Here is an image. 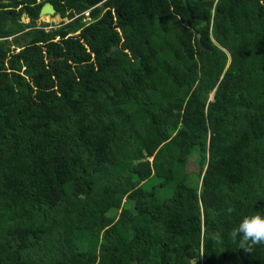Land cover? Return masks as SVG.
Returning a JSON list of instances; mask_svg holds the SVG:
<instances>
[{
    "label": "trees",
    "instance_id": "1",
    "mask_svg": "<svg viewBox=\"0 0 264 264\" xmlns=\"http://www.w3.org/2000/svg\"><path fill=\"white\" fill-rule=\"evenodd\" d=\"M45 3L0 43V264H264L229 237L264 215V0H13L0 40Z\"/></svg>",
    "mask_w": 264,
    "mask_h": 264
},
{
    "label": "clouds",
    "instance_id": "2",
    "mask_svg": "<svg viewBox=\"0 0 264 264\" xmlns=\"http://www.w3.org/2000/svg\"><path fill=\"white\" fill-rule=\"evenodd\" d=\"M227 211L231 214L233 209L229 208ZM229 237L234 243L239 238V247L245 252H251L257 245H264V215L256 212L243 216L240 222L232 228Z\"/></svg>",
    "mask_w": 264,
    "mask_h": 264
},
{
    "label": "rangeland",
    "instance_id": "3",
    "mask_svg": "<svg viewBox=\"0 0 264 264\" xmlns=\"http://www.w3.org/2000/svg\"><path fill=\"white\" fill-rule=\"evenodd\" d=\"M23 22H27V18L23 17L22 19ZM65 21H67V19L64 20H60L58 18H53L52 16H43L41 18H39L35 24L36 29L38 28H43L46 31L52 30V29H56L58 27H60ZM35 30V29H34ZM33 33V32H31ZM29 38L26 37L24 39L21 40L22 45H26L28 43ZM204 156V155H203ZM205 163V158L202 157V160L198 163L195 162V164L193 163L192 165H189V172L192 174H197L198 172V166H202ZM113 191H107L105 190L104 192V196H103V204H104V209H108L111 203V196H112ZM144 207L143 203H137V209L138 210H142Z\"/></svg>",
    "mask_w": 264,
    "mask_h": 264
},
{
    "label": "flooded vegetation",
    "instance_id": "4",
    "mask_svg": "<svg viewBox=\"0 0 264 264\" xmlns=\"http://www.w3.org/2000/svg\"><path fill=\"white\" fill-rule=\"evenodd\" d=\"M11 1H13V0H2V1H0V6L3 5V4L10 3ZM12 11L19 12V9L13 10V9H9V8H1L0 7V15L6 14V15H8L10 17ZM23 17L27 18V22L26 23L22 21ZM39 18H41V17L39 16ZM37 20L34 22V26H31V27L25 29L23 32H20V33L14 35L12 37H9L7 40H0V43L5 42L4 44L9 48L8 52L5 54V64H7V62L12 57H15V56L19 55V53L26 47V45L20 44L21 43L20 39L23 38L24 36H26L28 33H31V32H34L35 30L40 29V28L36 29V27H35V24H36ZM20 21L25 23V24H31L30 18L25 16V15L21 16ZM8 28L9 27H7V26L4 27L5 30H7ZM14 38L18 39L19 42L15 43V41H14L15 39Z\"/></svg>",
    "mask_w": 264,
    "mask_h": 264
},
{
    "label": "water",
    "instance_id": "5",
    "mask_svg": "<svg viewBox=\"0 0 264 264\" xmlns=\"http://www.w3.org/2000/svg\"><path fill=\"white\" fill-rule=\"evenodd\" d=\"M208 9H212L213 5L212 4H208L207 5ZM54 14V9L53 6L50 3H45L39 12V16L43 17V16H53ZM197 38H199V35H197ZM241 263L242 264H246V260H247V254L245 256L240 257ZM133 264H137L136 262H133ZM190 264H195L194 261H191ZM222 264H229V262L226 259L222 260Z\"/></svg>",
    "mask_w": 264,
    "mask_h": 264
}]
</instances>
